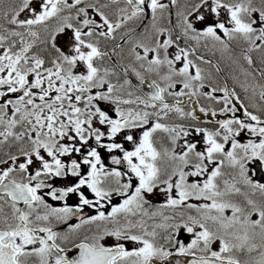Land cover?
Here are the masks:
<instances>
[{
	"label": "snow or ice",
	"instance_id": "6c2138e0",
	"mask_svg": "<svg viewBox=\"0 0 264 264\" xmlns=\"http://www.w3.org/2000/svg\"><path fill=\"white\" fill-rule=\"evenodd\" d=\"M0 264H264V0H0Z\"/></svg>",
	"mask_w": 264,
	"mask_h": 264
}]
</instances>
